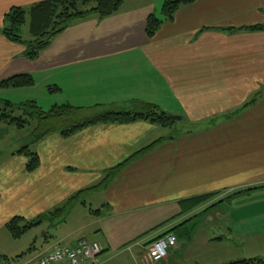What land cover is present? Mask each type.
<instances>
[{"label": "crops", "instance_id": "1", "mask_svg": "<svg viewBox=\"0 0 264 264\" xmlns=\"http://www.w3.org/2000/svg\"><path fill=\"white\" fill-rule=\"evenodd\" d=\"M43 1L0 0V27L4 30L12 8ZM155 11L153 3L125 0L109 18L91 15L74 22L36 61L0 32V82L19 74L35 80L32 88L0 87L1 98L47 94L53 86L61 92L51 96L52 106L125 107L138 100L196 126L125 168L100 192L93 239L69 246L57 242L47 252L57 245L74 249L86 240L102 243L105 253L135 247L144 257L148 243L171 231L177 246L158 264H198L208 255L205 264L264 260V190H256L264 187V30H238L264 25V0H197L150 39L146 23ZM230 28L237 30L225 31ZM165 130L140 121L95 125L68 138L52 134L35 144L40 157L35 172H27V160L14 152L0 169V184L24 179L14 195L31 208L53 201L56 209L77 191L98 185L134 152L166 137ZM246 191L252 192L227 201ZM210 195L216 196L208 209L191 210L185 203ZM223 195L226 200L218 202L223 206L209 208Z\"/></svg>", "mask_w": 264, "mask_h": 264}, {"label": "trees", "instance_id": "2", "mask_svg": "<svg viewBox=\"0 0 264 264\" xmlns=\"http://www.w3.org/2000/svg\"><path fill=\"white\" fill-rule=\"evenodd\" d=\"M124 1L125 0H46L31 7L29 11L25 10V8L14 7L5 16L2 34L8 41L25 47L24 57L27 60L36 61L40 57V54L48 49L57 37L65 33L74 22L84 20L91 15L97 16L99 20L109 18L121 10ZM196 1L197 0H168L163 6L162 18L151 15L147 19L146 33L148 38L152 39L164 23L172 22L181 7L192 5ZM91 5H93V7L90 8ZM28 15L31 17L30 33L32 39L26 41L19 35V32L21 28L27 24ZM236 30L237 29L234 28L225 29V31L229 32H234ZM238 30L260 32L264 30V25L239 28ZM34 85V77L30 74H19L0 82V87L3 90L27 89L32 88ZM48 91L50 93L61 92L58 87H48ZM260 94L261 93H259L258 96ZM82 114L86 116L79 120L77 115ZM35 120H37L38 125L33 133L31 145L42 142L46 137L52 134H60L68 138L88 127L101 124L129 125L140 121H146L163 129L173 130L171 136L156 140L134 152L121 164L111 168L98 185L74 193L62 206L54 209V211L50 213L47 219L51 220H65L66 216L75 206H87V198L95 193L108 189L125 168L148 156L152 150L162 145L164 142L173 140L175 136L183 133L182 131L178 132V130H176V132L174 131L173 128L176 125V121L171 119L170 114L164 111L160 106L145 101H132L126 104L125 107L117 105H98L92 108H82L74 107L70 104H62V106H54L50 112L46 113L38 107L36 101L28 100L25 103L15 104L8 99L0 97V122L18 129H23L28 125L30 126L31 121ZM16 154L23 156L27 160V172L33 173L40 167V157L36 152L31 151L30 146H25ZM261 189H264V187H260V189L256 190ZM246 192V194H250L252 191ZM239 194H244V192L234 194L229 199L231 200L234 196ZM215 196L216 195H210L193 198L185 203L189 204L191 210H195L202 206H207ZM218 204V201L212 203L209 208ZM91 213L94 216H98L101 210H91ZM23 221L24 218L15 217L6 224V228L13 238L20 239L29 229L41 225L44 221V217L39 218L37 222L22 226L21 224ZM168 224L169 223L163 224L153 232L164 228ZM168 234H172L171 231H167L161 237ZM152 242L148 243V245ZM229 264H264V260H241Z\"/></svg>", "mask_w": 264, "mask_h": 264}, {"label": "rangeland", "instance_id": "3", "mask_svg": "<svg viewBox=\"0 0 264 264\" xmlns=\"http://www.w3.org/2000/svg\"><path fill=\"white\" fill-rule=\"evenodd\" d=\"M167 1L168 0H126V3H153L154 7H156L155 15L158 18H162V9ZM19 4L23 6V3ZM91 7H93V5H91L90 8ZM24 8L27 11L30 10L29 5L24 6ZM30 23L31 17L28 15L27 24L24 25L19 32V35L26 41L32 39L30 33ZM2 30V27H0V32H2ZM47 92V94H44L36 90L30 94L16 93L14 96L12 94H5L4 96H6V98H11L10 100H13L12 102L15 104L25 103L27 102V98H37L38 107L47 113L50 112L54 106L58 105H50V102L56 101L51 98V96H55L56 93H50L48 90ZM263 92L264 90H261V93ZM84 116L86 115H77L79 120ZM37 125L38 122L35 120L31 121L30 126L28 125L23 129H18L14 126L0 122V169L4 164L12 160L11 156L14 152H18L25 146H30L32 152L36 151L37 145H31V142ZM194 127L196 128V126H192L187 121L181 120L176 121L174 131L176 132V130H179L186 132L190 131V128ZM165 131L166 137L173 134V130ZM25 183H27V181L20 179L14 184H0V193L2 195L0 198V264H26L31 260L38 259L39 256L45 254V252H47V250L57 242H60L62 245L69 246L72 241H76L80 238H88L91 240L96 236L94 227H92V224L96 221V219L91 213V210L98 211L100 208L103 202L102 193L98 192L88 197L86 202L87 206H75L70 214L66 216L65 220H51L47 218L50 216V213L54 211V209H51L54 206L52 205L53 201L46 204L40 202V205L37 204L31 208L27 200L21 199L18 195H14V187L16 186L18 188L20 185H24ZM262 190L264 189L257 191ZM246 193L244 192V194L234 196L233 200L238 199L237 197L245 196ZM224 200H226L225 195L218 197L217 201L222 202ZM227 201H230V199ZM221 206H223L222 203L214 206V208H219ZM15 217L24 218V221L21 224L22 226L37 222V220L42 217H44V221L41 225L29 229L20 239H15L6 228V224ZM212 230L217 234L219 232L215 230V228ZM200 236L201 233L197 231L198 239ZM229 248L231 249V246ZM145 256L146 254H144V257ZM209 256L210 255L205 258L198 259V264H205ZM144 257L139 254L138 248L134 247L121 250L116 253L106 252L100 256L98 264H143L140 259L145 261ZM229 257V260H231V256Z\"/></svg>", "mask_w": 264, "mask_h": 264}, {"label": "built area", "instance_id": "4", "mask_svg": "<svg viewBox=\"0 0 264 264\" xmlns=\"http://www.w3.org/2000/svg\"><path fill=\"white\" fill-rule=\"evenodd\" d=\"M156 239L146 246L145 264L160 263L167 259L169 250L177 246V238L174 234ZM104 252L105 248L102 243L81 240L74 249L57 245L51 251L39 256L38 259L26 264H98Z\"/></svg>", "mask_w": 264, "mask_h": 264}, {"label": "water", "instance_id": "5", "mask_svg": "<svg viewBox=\"0 0 264 264\" xmlns=\"http://www.w3.org/2000/svg\"><path fill=\"white\" fill-rule=\"evenodd\" d=\"M171 119L174 121H181L182 120L180 117H176V116H172Z\"/></svg>", "mask_w": 264, "mask_h": 264}]
</instances>
